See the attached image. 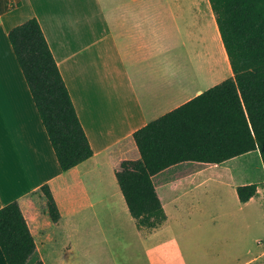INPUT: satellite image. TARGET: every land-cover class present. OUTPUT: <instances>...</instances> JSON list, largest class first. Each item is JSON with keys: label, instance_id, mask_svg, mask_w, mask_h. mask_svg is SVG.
Returning <instances> with one entry per match:
<instances>
[{"label": "crops", "instance_id": "obj_1", "mask_svg": "<svg viewBox=\"0 0 264 264\" xmlns=\"http://www.w3.org/2000/svg\"><path fill=\"white\" fill-rule=\"evenodd\" d=\"M193 1L190 11L200 24L191 22L190 30L188 0L185 17L174 0H0V203L17 200L30 223L37 248L28 264L39 259L45 264L74 262L83 254L82 245L87 250L96 227L102 242L109 237L115 247L132 233L152 260L154 254L168 259L170 206L216 209L214 201L207 202L206 186L225 177L220 169L227 160L185 161L189 165L178 172L195 170L202 178L195 188L158 181L175 165L156 174L168 219L154 229L138 226L116 176L123 160L140 157L136 130L234 74L213 9L206 17L204 0ZM34 16L94 149L92 157L69 170L60 166L9 39L13 26ZM201 40L207 42L205 56L203 49V55L198 53ZM227 179L237 204L256 201L260 189L247 202L238 196L237 186L248 179ZM45 183L62 213L58 223L44 210L40 187ZM105 224L112 228L110 234L102 232ZM0 264H8L1 247Z\"/></svg>", "mask_w": 264, "mask_h": 264}, {"label": "trees", "instance_id": "obj_2", "mask_svg": "<svg viewBox=\"0 0 264 264\" xmlns=\"http://www.w3.org/2000/svg\"><path fill=\"white\" fill-rule=\"evenodd\" d=\"M233 76L148 122L134 132L140 157L121 162L116 176L138 226L158 228L168 214L154 182L164 169L185 161L222 163L259 150L264 164V0H210ZM18 63L62 170L94 154L40 20L9 31ZM258 182L237 186L242 202ZM54 223L62 213L51 186L40 187ZM0 247L8 264H28L37 244L20 203H0ZM34 264H45L41 259Z\"/></svg>", "mask_w": 264, "mask_h": 264}, {"label": "rangeland", "instance_id": "obj_3", "mask_svg": "<svg viewBox=\"0 0 264 264\" xmlns=\"http://www.w3.org/2000/svg\"><path fill=\"white\" fill-rule=\"evenodd\" d=\"M174 1L180 3L181 12L185 17L186 0ZM192 4L193 0H188L189 14L187 17L190 30L193 29L190 26L191 22L200 24L190 11ZM203 7L207 17L208 13L212 12L210 1L204 0ZM205 23L207 27H210L207 18ZM211 26L215 28V23L213 22ZM200 42L198 53L202 54L203 49L205 56L207 42H202V40ZM216 65L218 66L217 62ZM188 165L183 162L163 171L159 174L158 181L164 179L161 184L165 180L181 183L186 188L199 186L202 178L196 175L195 170H190L194 173H182L184 170L178 172ZM216 168L218 170V167ZM220 170L225 177L218 178L216 181L211 180L206 186L210 193L208 195L210 200L207 202L214 201L216 209L211 208L206 212H198L189 210L183 205L182 207L170 206L168 259L154 254L152 260L148 250L144 249L146 247L132 240V233H128L130 237L128 234L125 235L115 247L113 242H109V237L102 242L99 239L101 229L96 227L97 233L91 240L88 238L86 241L87 250L84 252L85 246L82 245L78 250L83 254L75 256V261L67 264H264V164L260 151L254 150L246 155L229 159ZM227 177L236 181H247L248 179L249 182H258L260 191L256 201L247 206L237 204L230 186L231 181ZM206 188H203L204 192ZM186 199L189 201L190 197ZM103 227V233H111L112 228H109L107 224ZM52 263H57V259H54Z\"/></svg>", "mask_w": 264, "mask_h": 264}, {"label": "bare ground", "instance_id": "obj_4", "mask_svg": "<svg viewBox=\"0 0 264 264\" xmlns=\"http://www.w3.org/2000/svg\"><path fill=\"white\" fill-rule=\"evenodd\" d=\"M194 2V1H193ZM192 7V6H191ZM206 11V10H205ZM207 14V13H206ZM205 15V14H204ZM218 45H217V39H216V47H217ZM28 138V137H27ZM29 139V138H28ZM29 142V141H28ZM27 142V143H28ZM24 145H25V143H23ZM33 156V155H32ZM251 163V162H250ZM243 165V164H242ZM244 166V165H243ZM249 167H251V166H249ZM29 168V167H28ZM239 169V168H238ZM244 169H246V168H244ZM234 170V169H233ZM252 171V170H251ZM253 174V173H252Z\"/></svg>", "mask_w": 264, "mask_h": 264}]
</instances>
